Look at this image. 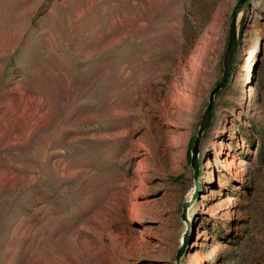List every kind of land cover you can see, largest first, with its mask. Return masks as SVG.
Returning a JSON list of instances; mask_svg holds the SVG:
<instances>
[{"label":"rangeland","instance_id":"obj_1","mask_svg":"<svg viewBox=\"0 0 264 264\" xmlns=\"http://www.w3.org/2000/svg\"><path fill=\"white\" fill-rule=\"evenodd\" d=\"M238 1L0 0V264H264V0L190 163Z\"/></svg>","mask_w":264,"mask_h":264},{"label":"water","instance_id":"obj_2","mask_svg":"<svg viewBox=\"0 0 264 264\" xmlns=\"http://www.w3.org/2000/svg\"><path fill=\"white\" fill-rule=\"evenodd\" d=\"M248 1L249 0H239L237 4L234 6V9L231 13V22H230V28H229V33H228V41H227V46H226V49L223 55V60H222L223 72L218 78V80L216 81L215 86L210 91L209 102L202 115L199 129L197 132V137L195 138L192 144V147H191L192 156H191L190 163L194 171L193 177H194L195 182H197V177L199 173L198 153H199V148H200V142L202 140L203 132L209 126L210 121L212 119L215 97L220 92V90H222L225 87L230 77L232 66L234 63V57H235L237 46H238V33H239L238 17L242 9L248 3ZM190 204L191 202H185L183 204L182 218L184 220L187 218V210ZM183 252H184V247H181L177 254V260L182 255Z\"/></svg>","mask_w":264,"mask_h":264},{"label":"bare ground","instance_id":"obj_3","mask_svg":"<svg viewBox=\"0 0 264 264\" xmlns=\"http://www.w3.org/2000/svg\"><path fill=\"white\" fill-rule=\"evenodd\" d=\"M243 10H244V9H242V11H243ZM242 11H241V12H242ZM244 11H245V10H244ZM241 12H240L239 17H238V25H240V22H239V21H240V18L242 17V15H243V13H244V12H243V13H241Z\"/></svg>","mask_w":264,"mask_h":264}]
</instances>
